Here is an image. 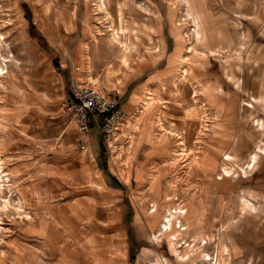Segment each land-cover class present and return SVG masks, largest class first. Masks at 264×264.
<instances>
[{"label":"rangeland","instance_id":"rangeland-1","mask_svg":"<svg viewBox=\"0 0 264 264\" xmlns=\"http://www.w3.org/2000/svg\"><path fill=\"white\" fill-rule=\"evenodd\" d=\"M0 33V264H242L225 240L254 205L264 116L216 113L264 76V0H0ZM77 85L126 110L97 153L62 112ZM177 209L183 262L159 236Z\"/></svg>","mask_w":264,"mask_h":264},{"label":"crops","instance_id":"crops-1","mask_svg":"<svg viewBox=\"0 0 264 264\" xmlns=\"http://www.w3.org/2000/svg\"><path fill=\"white\" fill-rule=\"evenodd\" d=\"M205 4L207 5V2ZM193 9L194 15L190 18L197 19L194 20L197 24V31H199L198 26L203 20L201 13L199 12V9H201V3L200 7L195 6ZM209 10L207 9V12H209ZM221 20L223 21L221 18L213 19L211 27H213V25L220 24ZM199 34V37H196L197 40H200L201 37L204 40L207 38V33L199 31ZM197 43L201 44L203 47L207 46L203 40H200ZM209 51L211 52L213 49H209ZM211 55H214V52H211ZM171 56L172 54L170 55V61L171 58L174 60L176 59V57H174L176 56L175 52L174 55L172 57ZM258 60L259 63L264 64L263 58ZM239 85L242 86V92L244 95L240 97L237 93H235L234 96L229 98V102L227 104L219 100V107L216 114H218V116H227L229 118L238 117L243 114L245 116H253L255 113L260 116H264V76H259L255 79L252 77L243 78V80L239 82ZM241 100L246 101V104H255L256 109H251L248 106L249 108L247 109L239 110L238 106L241 103H239ZM255 100H258V103H254L253 101ZM130 105H132L131 102L129 106ZM123 109L126 112L124 107ZM241 111H243V113ZM91 124L93 127H90L88 134L84 136L85 143L88 146L86 150L97 153L100 148V127L93 121H91ZM254 166V170L251 174L245 177L246 185L244 188L247 192L246 196L254 205H252L253 207L244 205V218L230 223L227 239L225 240L226 245L230 248L231 252L234 253L236 258L242 262V264H264V154H262L261 158ZM226 174L227 173H225V175ZM235 194L236 193H234V195ZM199 228L201 227L199 226Z\"/></svg>","mask_w":264,"mask_h":264},{"label":"built area","instance_id":"built-area-1","mask_svg":"<svg viewBox=\"0 0 264 264\" xmlns=\"http://www.w3.org/2000/svg\"><path fill=\"white\" fill-rule=\"evenodd\" d=\"M71 100L62 112L77 121L83 136L88 134L93 121L100 127L105 146H111L126 116L118 98L107 94L102 86L77 85L71 88Z\"/></svg>","mask_w":264,"mask_h":264},{"label":"bare ground","instance_id":"bare-ground-1","mask_svg":"<svg viewBox=\"0 0 264 264\" xmlns=\"http://www.w3.org/2000/svg\"><path fill=\"white\" fill-rule=\"evenodd\" d=\"M190 6V5H189ZM103 7V6H102ZM190 7H192V5L190 6ZM104 8V7H103ZM193 7L191 8V14L193 13L194 14V12H193ZM113 31V30H112ZM193 31V30H192ZM195 33H196V37L198 38L199 37V31H194ZM113 34V39L115 40V41H117V38H118V32H112ZM0 40H4L3 39V35L0 33ZM3 42H0V44H2ZM188 52H192V48H189L188 50H187ZM4 61V64L5 65H0V80L3 78V76H4V74H6L7 72H5V70H7V65H6V61L5 60H3ZM187 70L186 69H184L183 70V75L184 76H186L187 75ZM152 98V97H151ZM151 98L150 97H148V99L146 100V102H145V105L144 106H148V105H150V101H151ZM152 102V101H151ZM251 107V106H250ZM147 108V107H146ZM1 159H0V189L2 190L3 189V187H4V177H6L7 175L6 174H4L5 172L2 170V167H1ZM180 210V209H179ZM175 214H181V215H184V214H186L187 215V210H185V211H182V210H180V211H178V209L177 210H173V212L172 213H170V214H168L167 216V218H166V220L164 221V226L162 227V234H159V236H162V235H164L166 238H167V240H168V243H169V245H170V248H171V251L173 252V253H176L177 254V262H183L184 260H187L188 259V257H189V255H188V257L187 256H185V258H184V256H180L179 255V253H178V251H177V249L178 248H180V249H185V250H187V251H189V249L190 248H192L193 246H191L190 244H188L187 242H182V241H184V239H183V235L180 233V232H178V231H176V230H173V219H175V217H174V215ZM185 215V216H186ZM187 218V217H186ZM200 225V224H199ZM177 228H180L181 229V226H177ZM194 229V228H193ZM181 231V230H180ZM183 231H186V229H183ZM199 239V238H198ZM204 245L207 243H205V242H202ZM176 246H177V248H176ZM186 252V251H185ZM190 252H194V250H192V251H190ZM189 254V253H188ZM185 255V254H184ZM207 256V257H206ZM205 261H209L210 260V257L208 256V255H205ZM218 259H219V256H218ZM217 259V260H218ZM158 264H169L168 263V261L166 260V259H161L160 261H158Z\"/></svg>","mask_w":264,"mask_h":264},{"label":"trees","instance_id":"trees-1","mask_svg":"<svg viewBox=\"0 0 264 264\" xmlns=\"http://www.w3.org/2000/svg\"><path fill=\"white\" fill-rule=\"evenodd\" d=\"M90 127H93L92 124H91V122H90ZM134 261H135V258L133 257L132 258V262H134Z\"/></svg>","mask_w":264,"mask_h":264}]
</instances>
